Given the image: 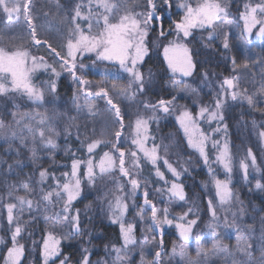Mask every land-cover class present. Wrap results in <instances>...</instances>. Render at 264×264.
Masks as SVG:
<instances>
[{"label":"snow or ice","instance_id":"1","mask_svg":"<svg viewBox=\"0 0 264 264\" xmlns=\"http://www.w3.org/2000/svg\"><path fill=\"white\" fill-rule=\"evenodd\" d=\"M124 5V11L122 15L116 22H113V17L120 12L121 6ZM32 0H0V13L6 16L9 22H12L15 18L19 21L21 15H23L29 28H31V38L36 44H48V47L52 52H55L57 56L60 55L56 52L55 48H52L51 44L47 40L41 41L37 39V34L35 27L33 26V19L31 15L32 10ZM140 7V4L133 0L131 7L127 6V0H120L119 3L116 0H88L87 12L82 9L84 5L78 3L75 6L74 15L71 16V22L74 27L69 28V38L67 40V58L63 59V64L61 68L70 72L74 79H79L80 85H85L87 82L81 78L76 77V56L77 54L84 53H96V57L101 61H114L119 64L120 68L129 74L131 77V82L129 88L136 86L140 92L145 90L146 80L145 76L138 70V65L144 58L148 55V48L145 43V38L148 35L150 27L153 21H160L162 17L157 15L162 7H171L170 0H146L145 10L137 12L136 8ZM179 7L184 10V14L179 21H174L175 32L177 34V39L170 41L167 46L164 47V58L168 63L169 69L175 73L180 71L184 76H190L194 65L189 55V49L184 43H181V34L183 39H187L191 34L193 29L197 28H207L212 29L209 33V39H214L216 35H223V48L229 49V34L223 30V25L231 23L230 21L224 19L227 15V4L224 0H196L195 4L191 0H182ZM246 11L241 13V19L244 21V27L241 33L242 38L244 36H251L253 29L259 26L258 31L255 32V36L258 39H264V19L257 18V12L264 13V3L256 4L254 7L250 5H245ZM80 21L87 22V30L81 25ZM102 22V25H101ZM99 29L98 31H93V28ZM160 36L164 37L165 33L163 30L160 32ZM29 58L31 59V64L29 65ZM234 62V61H233ZM49 67L43 63V57L39 59L35 56L30 57L29 51H27L23 44L10 46H0V95H6L9 93H23L29 100L34 103H39L44 100V89L42 87H37L31 82V73L35 72L39 68ZM82 67V66H81ZM52 71L56 72L55 68ZM235 71V69H234ZM9 77L10 86H9ZM150 77V74H149ZM51 91L54 93L56 91L55 82L51 83ZM264 92V88L261 89ZM88 95H96L103 97H108V90L104 87H100L97 92L93 93L90 90ZM230 96L231 100L246 101L249 107L255 108L257 100L255 96L248 95L246 89H241L238 83V77H225L221 84V92L215 98V108H209L207 106L201 107L197 117L187 111H181L176 117L180 128L183 130L185 137L187 138V143L190 148L195 149L199 152L200 157L204 160V163H208V154L206 152V144L210 139L209 135H206L201 131L198 119L207 118L209 122L216 121L218 123L216 132L221 130L227 131V125L223 123V107L225 106L227 98ZM75 99V97H74ZM170 101H165L161 99L157 104L145 103L144 107L151 109L153 116L150 118L138 117L134 125L132 126V145L135 150L130 152L132 158V167H126V154L122 149L117 148L116 144L112 147L119 152L118 157V171L120 175L129 180L131 185V190L126 195L116 194L114 196V201L110 200L108 207L110 209V219L113 224H119L120 236L123 241L121 247H112V252L115 253L113 264H125L129 255V247L137 243L134 235V225L132 223H126L124 220L125 213L128 211V204L126 200L129 198L134 199L137 194V190L143 185L140 180L136 178L137 172L134 170H139L142 163L146 161L155 168V175L161 181H165L167 185L164 172H162L159 167H157V162L160 159L158 154V149L161 147L154 142L151 147H148L149 141V124L151 120L156 119V112L159 110L162 113L168 114L173 111L170 108ZM108 104L112 106L115 110V115L120 123V128L123 129V118L121 116V110L118 104L113 103L109 98ZM88 111L91 113L93 111V106L88 105ZM264 114V109H256ZM43 120V116L41 117ZM7 130L3 124H0V136H5ZM13 136L16 135L15 132L12 133ZM55 134L51 131L45 137L43 131L40 132L41 142L46 145H51L55 147ZM115 136L119 138L121 136V131H116ZM259 136L264 140V131L259 132ZM23 143L24 140L22 139ZM104 140H93L87 144V152L92 154L95 149ZM213 147L218 149V155L216 160L220 163L227 172H231V156L229 153V147L227 141L220 146L219 141H212ZM167 150V145L163 146ZM248 157L251 158L252 167H255L256 160L253 156L251 149L248 150ZM33 160H35V150L33 149ZM86 163V169L84 171V176L87 177L89 183H93L97 176V169L101 176L111 175L117 170V157L110 152H104L103 156L98 162L89 158L86 162L74 159L72 161L71 173H64L63 183L59 182V178L53 177L57 180V186L55 190L44 192L41 188V198L40 200H35L31 196L30 189L32 185L30 183H23V188L25 190L24 195H16L10 192L9 197L14 199L15 202H9L4 205L7 211V222L9 229L11 230V247L7 249V253L4 257L5 264H22V259L25 256L26 246L25 244L19 243L21 234L26 230L31 220L24 221L23 215L25 211V206L31 212L33 208L39 209L41 203L45 205L52 203L53 199L57 202H62L63 207L60 213H57L55 217L45 216V221H52V228L54 229L58 224L63 227V224H70V231L67 236L80 235V213L76 210L75 214L72 213L73 202L81 195V178L79 171L81 164ZM164 164L167 166L168 171L171 172L172 176L179 180L181 173L168 162L164 160ZM240 167L244 170L245 177H247L249 165L244 161H241ZM11 169V166H9ZM187 171V169H184ZM48 169L42 168L39 171L38 184H43L45 180L48 179ZM216 195L219 198L220 204L223 205L232 200L233 193L229 188V184L225 181L219 179L215 180ZM261 185L258 183L257 188ZM123 185L117 181V191L118 193L123 192ZM158 191H161L158 189ZM167 193L171 198H177L181 201L185 200V191L183 185L177 182H172L170 187H167ZM149 193L144 192V207L150 206L151 208V221L152 225L156 229L162 231V226L167 224L171 225L173 219L169 218L168 209L163 210V218L158 216V209L155 204L148 198ZM144 207L136 213L143 219ZM209 212L212 216V222L207 225L208 229L215 233L219 223L217 221V213L213 206L212 201L208 204ZM193 209L189 208L187 212H184L178 217L180 221H184L186 217L192 214ZM235 215V214H234ZM61 216L63 220L61 221ZM197 220L191 219L186 224L183 222L176 223L175 227L179 231V236L182 241H188L190 235L193 232V226L196 225ZM225 225L231 227L232 225L225 220ZM251 227V226H249ZM200 237H197L199 240ZM239 239V237H238ZM61 237L55 235L53 231H47L43 236V244L41 247V256L43 258V264H49V261L54 257H59L60 252ZM153 243V241H148L145 239V244ZM163 241L161 240V246ZM252 245L248 244L246 247L242 248L241 251L250 256ZM84 255L80 264H91L90 257L88 254V249H84ZM225 251V247L220 241H217L212 246V254H219ZM173 252H176V247H173ZM162 253L157 250L155 252V259L151 264H160V257ZM197 257L204 256L205 258L209 253L204 252L202 249L196 250ZM180 256L182 259L185 258V252L183 245L180 246ZM143 261V256L141 257ZM60 264H67V258L60 261ZM99 264V262H98ZM188 264H200L199 260H189Z\"/></svg>","mask_w":264,"mask_h":264},{"label":"rangeland","instance_id":"2","mask_svg":"<svg viewBox=\"0 0 264 264\" xmlns=\"http://www.w3.org/2000/svg\"><path fill=\"white\" fill-rule=\"evenodd\" d=\"M82 3L84 5V12H87V5L88 0H75L74 2ZM133 1V0H132ZM196 0H191L193 2ZM264 0H224V3L227 4V15L224 16V19L230 21L231 23L227 25H223V30L230 35L232 33H237L238 39L241 40L242 43H244L245 46H256L254 44V41H258L259 39L255 36V32L258 31L259 26L257 28L253 29L252 35L244 36L242 38L241 33L244 27V21L241 19V17L238 19L235 16H233L230 12L233 8L241 9V13L245 12V5H250L254 7L256 4L261 3ZM182 2V0H181ZM180 2V3H181ZM63 0H32V10L31 15L33 19V23L37 25L39 28L44 30V34L46 35V38L48 36V39L51 40V33H53V30L51 29L52 25L54 26V34L58 38H60L57 41V44H59V47L61 48V51H63L65 54L62 56L63 58H67V40L69 38V28L74 27L71 22V15H74V10L76 4L71 6L70 9H68L67 13L63 7ZM179 3V4H180ZM179 17H182L184 14V10L179 8ZM70 10V11H69ZM158 14V13H157ZM159 15V14H158ZM260 13L257 12V18L260 19ZM161 16V15H160ZM0 18L2 19V22L0 23V46H10L12 44L20 45L23 44L25 47V39L23 37L25 36L24 28L27 25L26 21L23 18V15H21L19 21H16L15 18L12 22H9L5 15L0 13ZM114 22V21H113ZM102 23V22H101ZM84 29L87 30V22L85 21ZM99 29L93 28V31H98ZM208 33L205 36V39L210 41L209 43L213 44L214 46L223 47V35H216L214 40L209 39V33L212 32V29H208ZM190 37V36H189ZM183 39L181 34V43H184L188 48V42L189 39ZM208 38V39H207ZM236 38V37H235ZM177 39L176 38L174 40ZM171 40V41H174ZM264 41V40H263ZM262 41V42H263ZM237 43H239L237 41ZM169 44V43H168ZM167 44V45H168ZM240 44V43H239ZM166 45V46H167ZM262 46V44L260 45ZM243 47L239 45V49L241 50ZM189 49V48H188ZM244 49V48H243ZM246 49V48H245ZM190 55V51H189ZM91 56H93L95 59L94 61L97 62L96 53H84V54H77V59L75 61L76 63V77L81 78L85 80L87 83L85 85H80L79 79H74V77L70 74V72L64 70L61 68V65H57L54 68L58 71H60L65 78V81L67 83V87L71 88L70 93L72 95L70 101H66L64 104H62L60 108V112L62 114L56 115L55 112L49 111V104H47L46 101H42L39 103H34L33 101L29 100L28 97L23 94L19 93L21 97L23 98V101L25 103L18 104L14 103V106L8 110L6 109L4 113L1 115L0 113V124H3L5 126V129L7 130L5 136H0V144H4L7 150V154L11 153V162L7 165V171L3 178V180H7L12 183L11 187H8L7 189V197L5 199L0 200V221L2 218H5V222H7V211L4 205L9 202H15L14 199L9 197V193L11 192L13 194V197L16 195H24L25 190L23 188V183L27 182L32 185L31 196L35 200H40L41 198V192L39 189V185L37 182L39 180V171L42 168H47L46 166H50L51 164H54L55 161L53 159L49 160L47 165L45 166L43 164L44 158L48 156H51L52 154L57 152L59 150L58 146V134L57 132V126L58 124H63L64 126H71L76 135L79 137V139L83 140L86 144L92 142L93 140H104V141H110V144H116L117 148L123 149L126 154V164H128V167H132V158L130 156V152L135 150V147L132 145V126L134 125L135 120L138 117H144V118H150L153 116L152 112H147V108L144 107V104L149 102V94L148 92L153 89V87L156 84H160V87L164 90H167V95L171 94V99L166 101H170V108L173 109L168 114L163 113V115H166L167 117H173L176 118L181 111L187 110L190 112L191 108H195V112L198 114L201 107H205L209 105L208 98L216 97V92L218 89L212 85L211 82L214 80L212 72H208V75L204 73L203 77H195L193 70L192 74L190 76H184L180 71H177L173 73L169 67L168 63L164 58V48L162 51V58L164 62V66L166 68V73H161L162 70L159 72L155 71L153 74L154 76H150L148 74V71L144 74L145 80H146V86L145 90L147 94H144L145 90L143 92H140L136 86H133L131 89L129 88V84L131 82V77L127 72H125L121 68H117L114 66V61H106V65H97L95 63H92L91 61L83 62L82 60L89 59ZM100 61V60H98ZM102 62V61H100ZM31 64V59L29 58V65ZM118 64V63H116ZM82 66V67H81ZM141 66V63H139L138 67ZM50 67V66H49ZM120 67V66H118ZM51 68V67H50ZM40 69V68H39ZM38 69V70H39ZM232 71L234 72L235 77H238V83L239 87L241 89H246L248 95L255 96L257 100V104L255 108L251 107L252 112L258 113L262 115V118L264 119V114H262L260 111L256 109H264V95L259 98L253 93V90L250 86L251 79L248 77V74L246 71L243 70L241 66H232ZM235 69V71H234ZM36 70V71H38ZM139 70V69H138ZM36 71L31 73V77L36 74ZM142 73V68L139 70ZM53 72V71H52ZM158 73L159 77H156ZM59 75H55L58 77ZM95 76H97L99 79H96ZM212 76V77H211ZM232 76H223L221 78V82H223L225 77H232ZM107 78H113L114 80V86L109 82ZM10 77H9V84H10ZM44 89L45 92H49L51 90V84L50 85H42L41 86ZM100 87H104L108 90V97H103L102 95L96 96V95H88V91L95 93L98 91ZM200 88H203V92L200 91ZM147 95V96H146ZM75 97V99H74ZM230 97V96H229ZM111 99L113 103L118 104L121 110V116L123 118V129L120 128V123L118 121V118L115 115V110L112 108L110 104H108V99ZM186 101V102H185ZM241 101V100H239ZM158 102V101H157ZM156 102V104H157ZM246 103V101H244ZM88 105L93 106V111L90 113L88 111ZM143 105V106H142ZM209 108H215V101L210 105ZM145 109V110H144ZM159 111V110H157ZM152 115V116H151ZM43 116V120L41 117ZM172 118V119H173ZM201 120V119H198ZM154 120H151V122ZM216 121L207 122L210 125L214 124ZM121 131V136L117 138L115 136L116 131ZM182 130V129H181ZM43 131L45 133V137L49 134L51 131L55 134V147L51 145H46L41 142L40 138V132ZM15 132L16 135L13 136L12 133ZM182 133L185 137V134L182 130ZM167 135L164 137L167 141H165V144L169 148L170 146L172 149L174 148L175 152V146H174V136L173 133H166ZM211 138H215V141H221L220 146L223 147L222 139H225V141L228 142L227 137L223 136L219 138L216 131H212L209 133ZM225 135V134H224ZM114 138V140H112ZM24 140L22 143L21 140ZM186 141L187 138L185 137ZM112 140V141H111ZM259 146L262 148V155H264V140L258 138ZM132 146L133 150H130L129 147ZM229 147V144H228ZM33 149L35 150V160H33ZM193 152L198 155L200 159H202L199 155V152L196 151L193 148H190ZM213 160L217 164L220 165L221 174L224 175V177L228 179H222L221 181H225L229 184L230 188V182L231 179H234L236 182H244L245 179L248 178L250 174H254L255 177H258L259 174L263 173L264 168V159L262 162L258 165L256 163L255 167H252V161L251 158L248 157L247 153L249 149H242L237 151H230L231 156V168L232 171L229 173L227 172L224 167L217 162L216 157L218 155V149L213 148ZM117 157V165H118V157L119 152L116 151V153H112ZM264 158V156H263ZM130 159V161H129ZM128 160V162H127ZM159 161V160H158ZM241 161H244L249 165L248 167V173L247 177H245L244 170L240 167ZM160 163L164 164V160H160ZM44 167H43V165ZM144 167L153 168L151 164L144 161L142 163ZM11 166V169L9 168ZM86 166V165H85ZM262 166V167H261ZM165 166L164 168H166ZM34 168L37 174V177H35L34 180H36V183L33 181V178L28 174V169ZM118 170V167H117ZM142 171V166L139 170ZM168 171V168H167ZM97 173L98 169H97ZM168 183L167 185L164 183L165 188V196L167 203L169 205L162 206L159 204H156L154 201H152L153 204L156 205L158 209V216L163 218V210L165 208L168 209L169 218L170 214L172 216H175V218L178 219L179 216H181L184 212H187L189 208L191 207H183L184 209L181 211V213H178V208L180 209L181 205H179L182 201L177 198H171L169 197V194L167 193V187L171 186L172 182H176V178L172 176L171 172L168 171ZM113 179V182L110 181L108 178H103L99 182L95 183L94 189L98 193V196L96 197L99 199L102 203L101 207L104 206L106 209V213L108 214L110 218V209L108 207V203L110 200L114 201V196L116 194L120 195H126L131 190V185L129 183V180L126 178V182L123 183L120 178H116V176ZM137 179L140 180L141 184L143 185L140 189L137 190L136 197L134 199L129 198L126 200V203L128 204V211L125 213L124 220L126 223H132L134 225V235L136 238L137 243L133 246L129 247V255L128 259L134 258L138 261V264H151V261L148 259L147 251L150 250V248L153 247V244L155 242V239L160 241V239L167 233V228H169L170 225H163V235L156 233L153 230L154 225H152L151 221V208L150 206L144 207V192L147 191L150 194V191L146 188L147 185H145L142 180L136 176ZM209 187L212 188V193L214 196V207L216 208L215 211L217 213V221L219 223V227H217L216 232L212 233L207 225L212 222V216L211 213L209 215L210 219L206 222L205 227L206 230L202 233L194 234L192 237V234L189 237L188 241H182L179 236L178 229L174 226L173 230L176 236V239L174 240L170 252L169 257H171L173 264H188L189 260H199L200 264H264V232H261L258 236L254 235L253 230H245L244 229V222L241 220L234 221L232 218H235V212H236V198L233 195L232 200L228 203H225L223 205L220 204L219 198L216 195V187H215V180L218 179L216 175L209 173ZM112 180V179H111ZM230 180V181H229ZM256 180L255 189L259 190L264 187V180L260 178L254 179ZM117 181L123 185V192L118 193L117 191ZM234 181V182H235ZM253 181V182H254ZM45 182V181H44ZM63 183V181H62ZM260 184L261 187L257 188V184ZM57 184L54 185L52 190L56 189ZM126 186V187H125ZM50 190V191H52ZM232 191V189H231ZM46 192V191H44ZM91 192V191H90ZM233 193V191H232ZM0 194V199H1ZM150 199V198H149ZM107 206V207H106ZM63 207L62 202H57L55 199H53L52 203H48L45 205L43 202L41 203L39 209L33 208L31 212L27 209L25 206V211L23 215V220L27 218L28 220L33 221L35 217L40 218L42 221V227L44 231H53V233L59 237H61V241L67 242L69 239L76 238L75 235H71L68 238H64L68 235L70 231V224H63V227L61 225H57L54 229L52 228V221H45V216H52L55 217L57 213L61 212V209ZM144 207L143 211V219H141L140 216H137L136 213L141 210V208ZM26 216V217H25ZM224 217L225 219L221 220V217ZM25 217V218H24ZM229 217V218H228ZM63 220V217L61 216V221ZM111 220V219H110ZM179 220V219H178ZM225 220L228 221L229 224L232 226L229 227L228 232V239L222 236V230L221 228L225 227ZM120 233V227L117 223ZM172 225V224H171ZM9 229V227H8ZM11 230L9 229V232ZM209 235V236H207ZM197 237H200L199 240H197ZM239 237V239H238ZM145 239L148 241H153V243L145 244ZM217 241H220L221 244L225 247V251L220 252L219 254H212V246ZM1 242V238H0ZM11 242V239H10ZM255 242V243H254ZM123 244V241L121 239L120 246ZM252 245L251 249H249L251 255H245L241 249L246 247V245ZM183 245L184 252H185V258L182 259L180 256V246ZM176 247V252H173V247ZM202 249L204 252L209 253V255L205 258L204 256L197 257L196 250ZM113 259L115 257V253L112 254ZM143 256V261L141 257ZM114 261V260H113ZM81 262V261H80ZM79 262V264H80ZM161 263V260H160ZM5 264V262H4Z\"/></svg>","mask_w":264,"mask_h":264},{"label":"trees","instance_id":"3","mask_svg":"<svg viewBox=\"0 0 264 264\" xmlns=\"http://www.w3.org/2000/svg\"><path fill=\"white\" fill-rule=\"evenodd\" d=\"M74 1L75 0H63L62 4L64 9L66 8L65 11L67 13H70L68 12V9L77 3V1ZM116 2L119 3L120 0H116ZM136 2L140 4V7L136 8L135 11L140 12L145 10L146 0H136ZM180 2L181 0H170L171 7H162L158 12L162 19L160 21H153L148 35L145 38V43L148 48V55L141 62V66L138 67L139 70L142 68V74H145L148 71L150 76H154L151 73H154L155 71L159 72L160 70H162L161 73H166V68L162 58V51L171 40L176 38L177 34L175 32V24L173 22L179 21L181 19V17H179L178 9ZM132 3V0H127L128 7H131ZM192 3L195 4V1ZM262 3H264V1L258 4ZM123 11L124 5L121 6L120 12L113 17L114 22L118 20L119 15L123 14ZM230 13L238 19L241 17L240 8H233ZM260 14V19H264V13ZM1 22L2 19L0 18V23ZM80 23L83 27L86 25L85 21H80ZM25 26L24 33L26 37H23V39H25L26 43L24 48L29 51L30 57L35 56L38 59L43 57V63L51 67L40 68L38 71H36V74L31 77V82L37 87H41L44 84L48 86L52 82H55L56 91L53 93L48 89L49 92L44 93V101L49 104V111L55 112L56 115H60L62 114L60 112L62 104H64L66 101H70L72 97L70 93L71 88L67 87L63 73L56 77V74L52 72V68L63 64L62 56H64L65 53L61 51L59 44H57V41L60 38L57 39L55 36V29L53 25L51 27L53 33H51L50 40L48 39V36L46 38L44 30L33 23L37 34V39L41 40L42 42L47 40L48 43L51 44L52 48H55L56 52L60 53V55L57 56L55 52L51 51V49L48 47V44H36L31 38V28H29V26L26 24ZM161 30H163L165 33L164 37L160 36ZM208 31L209 30L207 28L193 29L192 34L187 40L191 60L194 65V76L203 77L204 73L207 72L206 74L208 75V72H212L213 77H211L214 80L211 82V86L214 85L218 89L215 95L217 96L221 92V78L223 76L235 75L231 67L233 65H239L244 71L247 72L248 77L251 79L249 84L253 90V93H256L255 95L261 98V96L264 95V92L261 91V89L264 88V39L254 41L256 46L247 47L241 42L240 39H238V35L235 32L230 35L229 49H224L223 47L218 46L216 48V46L209 43L210 41L205 39ZM237 41L240 44L237 43ZM261 44L262 46H260ZM239 45H241L244 49L242 48L240 50ZM94 59L95 58L91 56L89 59L82 61H91L97 65H106L107 63L106 61L100 62L101 60H97L96 62ZM114 66L120 68L118 67L119 64L114 63ZM58 72L61 73L60 71ZM156 77H159L158 73ZM95 78L98 79L97 76H95ZM200 91L203 92V88H200ZM167 93V90L162 89L160 84H156L153 89L148 92L150 104H156V102L161 99L165 101L166 99L170 100L171 94L169 93L167 95ZM144 94H147L146 90ZM215 98L216 97L208 98V107L214 103ZM14 103L22 104L25 103V101H23V98L19 93L0 95L1 115L6 109L10 110L14 106ZM194 109V107L191 108L190 113L193 115V117H197V113ZM150 111L151 109H147V112ZM222 111L224 115L223 123L227 125V131L225 132L221 130L217 132L218 137L220 136L219 138H221L222 134L223 136L227 137V143L229 144L230 151L251 149L256 163L260 165L259 162L261 163L264 159V155H262L263 150L259 146L260 142L258 141V138H260L259 132L264 131V119L262 118V115L252 112L253 110H251V107H249V105L244 101H233L230 97L227 98ZM155 115L156 119H154V121L150 122L149 124L150 138L148 141V147H151L153 138L154 142L161 146L158 149L160 159L157 162V167H159V169L164 172L167 181L169 179L167 167L164 168L166 165L160 163V160H168V162L181 173L179 180L176 179L175 181L183 185L186 198L179 204L181 205L180 209L177 206L178 211H180L178 213H181V211L184 209L183 207H191L193 212L188 217H186L184 221H180L175 218V216L170 214V217H172L171 219H173L172 225L167 228V233H165L160 241L155 239L153 247L150 248V250L145 254L148 255V259L151 261L155 259V252L159 250L162 253L160 257V264H173L171 263V257H169V250L176 239L173 227L176 225V223L183 222L186 224L189 220L196 219L197 223L193 226L192 237L194 234L204 232L206 230L205 224L210 219L208 207L209 201L211 200L214 205L212 188H210L208 185L209 173L213 175L215 174L219 180H225L228 178L221 174L220 165L217 164L215 160H213L214 154L212 153V141H215V138H211L209 133L217 129V122L210 125L207 123L208 120L206 117L198 120L201 131L210 136V139L206 144L208 163L205 164L204 160L200 159L198 155H196V153L193 152L188 146V143L176 118L167 117L160 111H157ZM56 129V133L59 136V150L52 154V158L51 156L44 158L43 164L45 166L51 159H53L55 163L51 164L50 166H46L49 175L48 179L45 180L42 185H39L40 192L41 188H43V190L46 192L53 189L54 185L57 184V180L53 179V177L59 178V182L62 183V181H64L63 174L71 173L72 161L74 159L86 162L89 158H91L95 162H98L103 156L104 152L116 153L117 151L111 146L110 141H107L100 144L92 154H89L87 152V144L83 140L79 139L71 126L68 124L67 126H64L61 123L58 124ZM167 132L173 133L176 152L171 146L169 148L167 147V150H165L163 147L166 145L165 141L167 140L164 137L167 135ZM112 140H114V138H112ZM222 142L225 143V139H222ZM6 147L7 145L5 146L4 144H0V194L2 195L0 200H3L5 197H7V189L12 185L11 182L3 180L7 171V165L9 162H11V153L7 154ZM129 149L133 150V147L130 146ZM85 165L86 163L81 164L79 171L82 181L81 195L76 201L73 202L72 208L73 214H75L76 210H79L81 234L75 235L76 238L73 236L72 239H69L67 242L61 241V255L59 257H54L49 261V264H60V261L64 260L65 258H67V264H79L83 258V255L85 254L83 251L84 249H88L86 254L89 255L91 264H98V262L99 264H113L114 259L112 256V247L120 246L121 236L118 225L111 222L108 214L106 213L105 207H101L102 203L96 198L98 193L95 191L93 185L103 178H108L113 182V179L115 178L113 177L114 175L116 178L119 177L123 183L126 182V178L122 177L119 171L116 170L111 175L101 176L99 173H97L94 182L89 183L87 177L84 176V171L86 169ZM126 167H128V164H126ZM184 169H187V171H184ZM134 171L138 173L137 177H139L142 182L147 185L146 188L150 191L148 197L150 200L162 206L169 205L165 196V181H161L158 177H156L155 168H148L142 165V171ZM28 174L36 183V180H34L35 177H37L35 169H28ZM256 178L264 180V172L259 174L258 177H255V175L252 173L247 179L244 180V182L238 183L234 179H231L230 189H232L233 195L236 198L235 218L233 217L232 220L243 221L245 223L244 229L253 230L254 235L258 236L261 232H264V187L259 190L255 189L256 180L254 181V179ZM158 189L161 191H158ZM4 219L5 218H2L0 221V264H4V257L7 253V249L11 247V231L9 232V226ZM222 219L225 218L222 216L221 220ZM24 221H27V218L26 220L24 219ZM42 226L43 225L40 218L35 217L34 220L28 224L26 230L21 234V238H18L19 243L25 244L26 246V252L22 259V264H43L41 247L43 244V236L45 235L46 231L43 230ZM221 230L222 236L228 239L227 236L229 232V226H225L221 228ZM161 240L163 241L162 246ZM125 264H138V261L134 258H131L127 259Z\"/></svg>","mask_w":264,"mask_h":264},{"label":"water","instance_id":"4","mask_svg":"<svg viewBox=\"0 0 264 264\" xmlns=\"http://www.w3.org/2000/svg\"><path fill=\"white\" fill-rule=\"evenodd\" d=\"M168 15V14H167ZM153 230L156 232V233H158V234H161V235H163V230L161 231L160 229H156L155 227H153Z\"/></svg>","mask_w":264,"mask_h":264},{"label":"flooded vegetation","instance_id":"5","mask_svg":"<svg viewBox=\"0 0 264 264\" xmlns=\"http://www.w3.org/2000/svg\"><path fill=\"white\" fill-rule=\"evenodd\" d=\"M158 15V14H157ZM99 79V78H98ZM108 80H110L109 82L112 84V86H114L113 84H114V80L112 81L111 79H113V78H107ZM160 101V100H159Z\"/></svg>","mask_w":264,"mask_h":264}]
</instances>
